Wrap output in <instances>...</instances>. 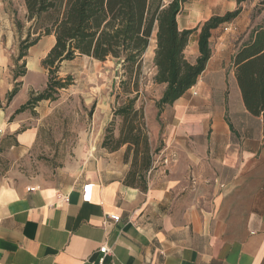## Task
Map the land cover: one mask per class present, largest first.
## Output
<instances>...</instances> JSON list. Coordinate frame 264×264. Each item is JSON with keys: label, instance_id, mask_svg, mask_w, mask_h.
<instances>
[{"label": "crops", "instance_id": "0c3cea01", "mask_svg": "<svg viewBox=\"0 0 264 264\" xmlns=\"http://www.w3.org/2000/svg\"><path fill=\"white\" fill-rule=\"evenodd\" d=\"M259 1L248 0L235 20L211 31L210 57L196 83L153 125L163 144L144 191L123 183L125 146L102 148L67 188L32 174L43 101L19 109L37 93L41 61L55 40L50 34L29 47L16 80L10 40L1 44L0 264H96L102 246L114 264H264V125L246 110L232 64L237 36L246 37ZM236 8V0L183 3L177 26L191 31L183 51L189 63L199 56L202 24ZM155 47L154 31L143 55L151 80Z\"/></svg>", "mask_w": 264, "mask_h": 264}, {"label": "trees", "instance_id": "16d2710c", "mask_svg": "<svg viewBox=\"0 0 264 264\" xmlns=\"http://www.w3.org/2000/svg\"><path fill=\"white\" fill-rule=\"evenodd\" d=\"M24 0L26 22L30 23L25 38L19 43L14 59L17 65L43 36L52 34L54 44L41 61L47 73V82L41 92H31L27 103L19 111L33 107L38 102L54 101L59 90L71 84V77L58 78L63 62L77 56H87L96 61L114 59L120 65L125 80L120 82L125 100L114 110L121 118L119 134L106 130L101 147L115 152L125 146L123 162L128 165L124 176L125 186L146 190L147 176L153 167L160 146L152 148L145 126L144 109L135 107L139 98L143 55L155 31L152 82L164 85L155 102L159 121L164 107L172 105L195 83L210 57L211 31L235 20L248 0H236L237 8L221 16H212L201 26L199 56L189 63L183 54L190 30L179 31L177 15L186 0ZM264 12V0L253 11ZM19 25V24H18ZM232 56L234 76L242 102L253 116H260L264 125V16L260 24L252 26ZM13 72V79L25 74ZM15 83L10 97L18 90Z\"/></svg>", "mask_w": 264, "mask_h": 264}, {"label": "rangeland", "instance_id": "374dc122", "mask_svg": "<svg viewBox=\"0 0 264 264\" xmlns=\"http://www.w3.org/2000/svg\"><path fill=\"white\" fill-rule=\"evenodd\" d=\"M24 0H0V46L10 40V49L15 57L19 43L25 38L30 23L26 22ZM249 14V25L262 22L264 12L253 16ZM19 24V25H18ZM248 30V29H247ZM245 32L237 36V40ZM13 72L22 71L21 64H15ZM152 65L142 63L139 98L135 107L152 112L145 118L149 141L154 149L162 146V130L153 134V125H158L155 102L160 98L163 88L151 80ZM71 77V84L59 90L54 101L45 100L38 114L42 129L41 153L38 163L32 164V174L45 180L56 181L62 187H70L85 171L92 167L94 157L101 151V142L106 130H112L116 138L122 121L114 115L125 96L121 93L120 82L126 79L120 65L114 59L97 62L87 56H77L74 60L63 62L58 78ZM20 79V78H17ZM47 82V73L38 77L37 92H41ZM151 144V143H150ZM106 150V149H105ZM107 151V150H106ZM108 152V151H107Z\"/></svg>", "mask_w": 264, "mask_h": 264}, {"label": "built area", "instance_id": "2783aa9c", "mask_svg": "<svg viewBox=\"0 0 264 264\" xmlns=\"http://www.w3.org/2000/svg\"><path fill=\"white\" fill-rule=\"evenodd\" d=\"M192 95H196V92H193ZM169 160L164 158L163 159V162L164 163H167ZM155 165V162H153V166ZM110 218L113 220V221H118L119 220V217L118 216H110ZM99 254H100V257L98 258L96 264H114L113 262H106V257L108 255L111 254V250L110 248H108L107 246H102L99 248L98 250Z\"/></svg>", "mask_w": 264, "mask_h": 264}]
</instances>
